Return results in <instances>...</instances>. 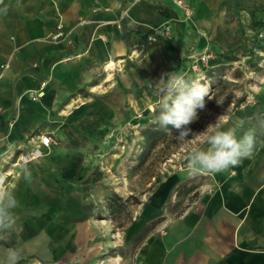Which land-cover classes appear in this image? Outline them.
I'll list each match as a JSON object with an SVG mask.
<instances>
[{
	"label": "crops",
	"instance_id": "crops-1",
	"mask_svg": "<svg viewBox=\"0 0 264 264\" xmlns=\"http://www.w3.org/2000/svg\"><path fill=\"white\" fill-rule=\"evenodd\" d=\"M182 1L190 13L176 0L0 4L7 8L0 14V172L20 201L0 255L16 246L20 264L79 260L99 201L88 191L103 196L106 186L100 130L151 109L156 83L186 75L189 55L229 29L228 12L264 15V0ZM59 24L65 37L53 40ZM44 135L55 143L42 145ZM256 141L253 155L225 172L159 177L129 226L135 236L149 225L131 264H264V128ZM22 164L31 183L21 178Z\"/></svg>",
	"mask_w": 264,
	"mask_h": 264
},
{
	"label": "rangeland",
	"instance_id": "rangeland-1",
	"mask_svg": "<svg viewBox=\"0 0 264 264\" xmlns=\"http://www.w3.org/2000/svg\"><path fill=\"white\" fill-rule=\"evenodd\" d=\"M225 19L230 27L214 41L215 45L188 57L186 76L206 84L212 98L205 97L206 108L199 111L198 120L189 127L201 132L225 114L227 120L221 121V126L237 127L242 123V127H237V136L241 137L250 127L256 126L257 131V118L264 116V15L242 10L228 12ZM58 31L61 35L55 38ZM162 32L169 35L166 28ZM64 37L59 24L51 38ZM157 105L158 101L149 110L137 111L115 130H100L107 137L105 191L103 196L96 190L85 192L99 201L90 207L92 218L84 251H79V260L72 264H131L136 247L149 228L148 225L130 236L132 218L145 210L159 177L187 169L184 156L191 144L178 142L159 126ZM170 126L167 127L175 136L177 132ZM147 131L160 132L152 150L146 147Z\"/></svg>",
	"mask_w": 264,
	"mask_h": 264
},
{
	"label": "clouds",
	"instance_id": "clouds-1",
	"mask_svg": "<svg viewBox=\"0 0 264 264\" xmlns=\"http://www.w3.org/2000/svg\"><path fill=\"white\" fill-rule=\"evenodd\" d=\"M2 3L3 0H0ZM6 11V7L0 8V14ZM154 95L158 99L159 114L156 121L159 126L178 142L189 141L191 144L184 156L186 168L190 172L209 175L222 173L239 166L244 159L253 155L257 142L256 126L250 127L237 138V127H242V123L237 127L221 126L220 122L227 120L224 114L217 118L215 124H209L201 132H193L189 127L198 120L199 111L206 108L205 97L212 99L206 84L184 73L172 72L162 76L156 83ZM256 124L264 128V116L258 117ZM168 125L176 130L175 136ZM190 135L191 139L188 138ZM20 173L26 183H31V170L27 165L22 164ZM6 184L7 177L0 172V246L9 241L17 222L15 211L20 207L15 191H9ZM22 255L23 250L19 247H4L0 264H20Z\"/></svg>",
	"mask_w": 264,
	"mask_h": 264
},
{
	"label": "built area",
	"instance_id": "built-area-1",
	"mask_svg": "<svg viewBox=\"0 0 264 264\" xmlns=\"http://www.w3.org/2000/svg\"><path fill=\"white\" fill-rule=\"evenodd\" d=\"M176 3H177L179 6L183 7L184 10H185V12H188L189 8H188V6H186V5L184 4V2H183L182 0H176ZM166 32L168 33L167 28H166ZM60 35H61V32L58 31V32L54 35V37L57 38V37H59ZM202 60H204L203 57H202ZM30 95H31V98H32V99H36V97H37L38 94H35V92H30ZM40 142H41V144L44 145V146H48V145H50V144H52V143H55V141L52 139V137H51L50 135H44V136H41V137H40ZM179 168H181V167H179Z\"/></svg>",
	"mask_w": 264,
	"mask_h": 264
},
{
	"label": "trees",
	"instance_id": "trees-1",
	"mask_svg": "<svg viewBox=\"0 0 264 264\" xmlns=\"http://www.w3.org/2000/svg\"><path fill=\"white\" fill-rule=\"evenodd\" d=\"M170 127H172V126H170ZM145 133L147 135L146 136V142L148 143L147 146H146L147 150H152V149H154V147L156 145V142L159 139L158 136H159L160 132L157 131V132H153L152 133V132L147 131Z\"/></svg>",
	"mask_w": 264,
	"mask_h": 264
},
{
	"label": "bare ground",
	"instance_id": "bare-ground-1",
	"mask_svg": "<svg viewBox=\"0 0 264 264\" xmlns=\"http://www.w3.org/2000/svg\"><path fill=\"white\" fill-rule=\"evenodd\" d=\"M107 67H108V69H111V68L113 67V63H109V64L107 65Z\"/></svg>",
	"mask_w": 264,
	"mask_h": 264
}]
</instances>
